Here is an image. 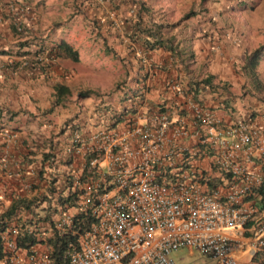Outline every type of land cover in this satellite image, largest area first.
<instances>
[{
  "label": "built area",
  "instance_id": "1",
  "mask_svg": "<svg viewBox=\"0 0 264 264\" xmlns=\"http://www.w3.org/2000/svg\"><path fill=\"white\" fill-rule=\"evenodd\" d=\"M34 59L39 66L42 58ZM3 65L13 61L5 57ZM168 85L184 93L179 81ZM68 122L75 129L57 135L60 147L46 150L37 168L30 162L17 170L23 189L17 196L64 198L53 225L40 223V232L25 225L23 233L13 219L0 233V264H53L46 238L73 233L78 212L88 222L78 244L63 252L64 264H176L173 255L183 248L215 264H241L232 254L237 246L245 242L253 255L264 250V209L243 204L264 179L254 162L264 154V124L225 125L185 95L174 117L135 98L94 122L90 116L87 126ZM223 171L230 177L207 182ZM5 200L1 192L0 203ZM25 234L35 239L29 246L19 244Z\"/></svg>",
  "mask_w": 264,
  "mask_h": 264
},
{
  "label": "crops",
  "instance_id": "2",
  "mask_svg": "<svg viewBox=\"0 0 264 264\" xmlns=\"http://www.w3.org/2000/svg\"><path fill=\"white\" fill-rule=\"evenodd\" d=\"M241 1L244 0H0V193L6 196L0 207L7 206L14 195L23 194L17 170L24 171L29 161L37 168L46 158V150L57 142L59 147L62 145L57 135L64 134L61 127L66 122L74 118L87 126L89 121V110L62 111L65 98L51 108L54 85L64 74L61 69L72 61L48 63L42 59L44 64L37 65L38 70L30 63L38 47L52 48L62 39L69 42L64 35L70 22L95 24V29L90 26L93 37H117L122 43L119 54L127 80L122 89L127 92L119 95L118 109L137 98L150 107L164 106L174 117L184 95L194 96L189 81L211 75L212 84L199 86L196 101L211 109L225 125L238 120L264 124V54L257 66L263 83L260 89L243 71L249 52L264 44V11H259L262 0H252L251 10H246L245 1ZM73 5L82 7V11L74 14L69 10L70 17L55 13L58 7ZM190 10L196 13L184 18ZM148 31L169 41L182 58L173 57L162 45L145 49L142 38ZM131 33L135 34L134 40ZM18 40L24 44L20 49ZM190 53L194 58L188 60ZM5 57L13 61L11 68L3 65ZM172 80L179 81L186 91H173L168 85ZM263 164L264 159L258 166ZM232 254L241 264H264V250L253 255L245 242Z\"/></svg>",
  "mask_w": 264,
  "mask_h": 264
},
{
  "label": "trees",
  "instance_id": "3",
  "mask_svg": "<svg viewBox=\"0 0 264 264\" xmlns=\"http://www.w3.org/2000/svg\"><path fill=\"white\" fill-rule=\"evenodd\" d=\"M242 2V1H241ZM244 2V1H243ZM250 8H253L252 5H250ZM195 10H190L186 14H184V18L190 17L193 14H195ZM58 26V23L56 24ZM146 36H144L142 44L145 49H152L155 46H165L169 48V50L172 52L173 57L182 58V53L177 50L175 51L176 47L170 46L169 41L165 42L157 36V34L152 33L150 31L145 32ZM131 40L135 39V34L131 33L130 35ZM19 49L22 48L24 44L19 43ZM53 48V49H52ZM48 49L44 46L38 47L37 50L34 51L35 56H40L42 59H47L48 63L50 61H57V60H69L72 62H78L79 61V52L77 49L74 48L72 44L65 41V39L60 40L59 42L55 43V46ZM21 54H25L24 52ZM264 54V44L258 46L257 48L253 49L246 57V62L243 65V71L246 73V75L251 79L254 87H258L259 89L262 87L263 83L261 79L259 78L258 72H257V66L259 64L260 59L262 58V55ZM194 58L193 54H189L188 60H191ZM212 76L208 75L198 81H189L188 86L189 89L195 92L193 95V99L196 100V95L199 91V86L201 84L210 85L212 84L211 81ZM184 87V86H183ZM188 89V90H189ZM55 90V97L53 98L51 102V108L53 109L56 105H60L62 103L63 98L66 97V95L70 94V89L67 85L57 83L54 85ZM184 91H186L184 89ZM95 94L97 97L99 96L98 92H95L91 89H88L86 91L80 92V96L82 98L91 97ZM123 98V97H122ZM122 98H120V104L122 102ZM199 102V101H198ZM104 101L101 100L96 105L97 110L99 111H108L109 105L103 106ZM163 105V104H162ZM103 106V107H102ZM159 109V111L163 112L166 111V108L164 106H155ZM72 121L74 120L71 119ZM69 122H66L62 127L61 130L63 133H70L71 128L75 129V125L73 127H68ZM60 130V131H61ZM67 130V132H66ZM61 133V132H60ZM264 154L261 156L254 155V162L260 163L263 162ZM31 162V161H29ZM262 170L264 172V164L262 165ZM39 177L43 178V171H39ZM229 173L223 171L221 176L211 177L207 180V182L210 185H217L219 182H223L225 178H229ZM224 178V179H223ZM52 192V188L50 189ZM64 201V198L59 197L54 199L53 197H50L45 194H39L34 195L30 198L22 197V196H13L11 198L10 203L7 207H0V233L4 232L6 228L9 226V223L13 219H17L22 223V227H20V230L22 232H26L27 228H25V225H34L33 228L35 232L41 231L40 223L45 222L48 227H51L53 225V218L58 213L57 205H62V202ZM243 204H251L252 206L258 208L259 211H262L264 209V179L262 181V184L256 188L253 189L252 193L244 198ZM76 228L72 232H67L65 234H59L57 231H53L52 234L47 236V244L52 248L51 257L53 259V264H64L66 260L63 259V252L70 246L71 243H74L75 245L78 244L79 236L83 232L84 228L87 225L88 220L83 218V213L78 212L76 214ZM31 236V235H30ZM28 234H25L22 238H20L19 244L22 246H29V244L26 243V241H35L33 237H29ZM2 239L0 236V254L2 251Z\"/></svg>",
  "mask_w": 264,
  "mask_h": 264
},
{
  "label": "rangeland",
  "instance_id": "4",
  "mask_svg": "<svg viewBox=\"0 0 264 264\" xmlns=\"http://www.w3.org/2000/svg\"><path fill=\"white\" fill-rule=\"evenodd\" d=\"M244 1L245 8H247L246 10H249L251 7L250 4L252 5L253 1ZM76 6L77 5H73V8L58 7L55 10V13L56 11H59L61 17H70V15H67L69 10L73 11L74 14L76 10L82 11V7L78 9ZM259 11H264V0H262ZM73 18L75 17L73 16ZM69 20L70 18L68 21ZM68 25L69 26L66 27L67 34L64 36H66L65 38L68 39V41L72 43L73 46L78 50L80 61L69 62L67 65H63V68L61 69L63 70L64 74L60 75L59 81L64 85H68L70 89V94L64 97L65 100L62 104L64 106L61 105V108L62 111L69 112L76 109H79V111L83 112H88L89 110L91 122H94L97 120L98 116L100 117L101 113L106 111L105 109L104 111L97 110L96 105L99 103V101H104L103 106L109 105L108 109H111V107L117 108V100L119 95L123 94V92H127L126 90L122 89L124 84L127 82L125 76L126 69L122 62L121 54H119L121 53L119 49L122 43L117 41V37L113 40H104L102 38L98 39V37H93L92 34H90V26H93L95 29V24H84L82 20H80L78 23L70 22ZM22 41L23 40H18L16 44ZM101 44L105 46V48L110 47L109 50L102 48V46H100ZM32 54V58L30 59L31 67L37 68L38 70V63H35V55L33 54V56ZM43 64L44 61L39 62V67H41ZM22 66L24 65L21 63V67ZM127 76L129 77V72H127ZM129 83L130 82H128V84ZM88 89L98 92L99 96L97 97L95 94H93V96L90 98H82L79 95L80 92L86 91ZM242 109L245 110L244 107ZM104 122L105 119L102 117V124ZM245 236H248V234H245ZM173 257L176 264H215L214 259L202 254L196 249L190 251L187 248H183L175 253Z\"/></svg>",
  "mask_w": 264,
  "mask_h": 264
},
{
  "label": "clouds",
  "instance_id": "5",
  "mask_svg": "<svg viewBox=\"0 0 264 264\" xmlns=\"http://www.w3.org/2000/svg\"><path fill=\"white\" fill-rule=\"evenodd\" d=\"M201 104H202V103H201ZM257 164H258V163H257ZM261 168H262V167H261ZM257 253H259V252H257ZM257 253H256V254H257Z\"/></svg>",
  "mask_w": 264,
  "mask_h": 264
}]
</instances>
